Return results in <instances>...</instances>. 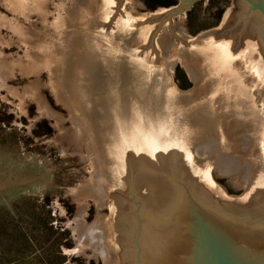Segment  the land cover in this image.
I'll list each match as a JSON object with an SVG mask.
<instances>
[{
  "label": "water",
  "instance_id": "1",
  "mask_svg": "<svg viewBox=\"0 0 264 264\" xmlns=\"http://www.w3.org/2000/svg\"><path fill=\"white\" fill-rule=\"evenodd\" d=\"M200 1L141 14L133 0H0V99L79 162L84 258L264 264V0H233L191 38L184 14ZM212 172L247 188L229 196Z\"/></svg>",
  "mask_w": 264,
  "mask_h": 264
},
{
  "label": "rangeland",
  "instance_id": "2",
  "mask_svg": "<svg viewBox=\"0 0 264 264\" xmlns=\"http://www.w3.org/2000/svg\"><path fill=\"white\" fill-rule=\"evenodd\" d=\"M133 1L134 11L141 14L179 5V0ZM232 3H195L185 11L183 32L194 38L219 27ZM173 80L180 91L193 88L179 63ZM212 174L229 196H241L247 188ZM81 181L79 162L43 149L15 122L0 99V264H101L79 255L72 239L74 193Z\"/></svg>",
  "mask_w": 264,
  "mask_h": 264
},
{
  "label": "trees",
  "instance_id": "3",
  "mask_svg": "<svg viewBox=\"0 0 264 264\" xmlns=\"http://www.w3.org/2000/svg\"><path fill=\"white\" fill-rule=\"evenodd\" d=\"M14 264H20V263H17V261H14Z\"/></svg>",
  "mask_w": 264,
  "mask_h": 264
}]
</instances>
